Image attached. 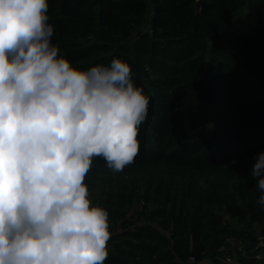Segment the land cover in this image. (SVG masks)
Masks as SVG:
<instances>
[{"label": "trees", "instance_id": "trees-1", "mask_svg": "<svg viewBox=\"0 0 264 264\" xmlns=\"http://www.w3.org/2000/svg\"><path fill=\"white\" fill-rule=\"evenodd\" d=\"M48 11L77 67L122 56L151 94L133 161L113 172L94 156L85 177L109 213L104 264H264L249 176L264 150V0H49Z\"/></svg>", "mask_w": 264, "mask_h": 264}, {"label": "clouds", "instance_id": "clouds-1", "mask_svg": "<svg viewBox=\"0 0 264 264\" xmlns=\"http://www.w3.org/2000/svg\"><path fill=\"white\" fill-rule=\"evenodd\" d=\"M48 10L0 0V264H104L109 213L85 177L94 156L113 172L133 161L151 94L122 56L61 54ZM249 176L264 207V150Z\"/></svg>", "mask_w": 264, "mask_h": 264}, {"label": "water", "instance_id": "water-1", "mask_svg": "<svg viewBox=\"0 0 264 264\" xmlns=\"http://www.w3.org/2000/svg\"><path fill=\"white\" fill-rule=\"evenodd\" d=\"M201 6H202V3L200 2L199 7L201 8ZM191 255H192V257L195 256V240H194V234H192Z\"/></svg>", "mask_w": 264, "mask_h": 264}, {"label": "built area", "instance_id": "built-area-1", "mask_svg": "<svg viewBox=\"0 0 264 264\" xmlns=\"http://www.w3.org/2000/svg\"><path fill=\"white\" fill-rule=\"evenodd\" d=\"M262 244V243H261Z\"/></svg>", "mask_w": 264, "mask_h": 264}]
</instances>
